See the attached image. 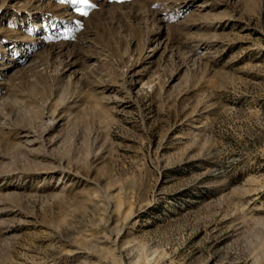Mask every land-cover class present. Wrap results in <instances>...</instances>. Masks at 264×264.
<instances>
[{
	"label": "rangeland",
	"instance_id": "rangeland-1",
	"mask_svg": "<svg viewBox=\"0 0 264 264\" xmlns=\"http://www.w3.org/2000/svg\"><path fill=\"white\" fill-rule=\"evenodd\" d=\"M0 264H264V0H0Z\"/></svg>",
	"mask_w": 264,
	"mask_h": 264
},
{
	"label": "snow or ice",
	"instance_id": "snow-or-ice-1",
	"mask_svg": "<svg viewBox=\"0 0 264 264\" xmlns=\"http://www.w3.org/2000/svg\"><path fill=\"white\" fill-rule=\"evenodd\" d=\"M61 2H63V0H61ZM71 2L73 4H84V5H87L88 4V0H71ZM83 15H87L86 12L83 13Z\"/></svg>",
	"mask_w": 264,
	"mask_h": 264
}]
</instances>
